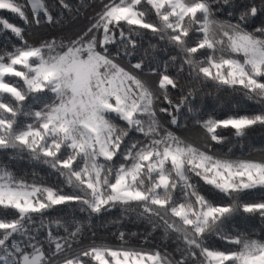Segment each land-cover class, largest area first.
<instances>
[{
	"label": "snow or ice",
	"instance_id": "6c2138e0",
	"mask_svg": "<svg viewBox=\"0 0 264 264\" xmlns=\"http://www.w3.org/2000/svg\"><path fill=\"white\" fill-rule=\"evenodd\" d=\"M0 33V264H264V0H0Z\"/></svg>",
	"mask_w": 264,
	"mask_h": 264
},
{
	"label": "trees",
	"instance_id": "16d2710c",
	"mask_svg": "<svg viewBox=\"0 0 264 264\" xmlns=\"http://www.w3.org/2000/svg\"><path fill=\"white\" fill-rule=\"evenodd\" d=\"M10 20H15L16 18L14 16H9L8 17ZM3 34L0 33V41L3 40ZM237 150L239 151L241 148L240 144H237ZM261 147H264V139H262L261 135L259 133L254 134L251 138H249L248 140L244 141L242 148L244 152H249L252 149H255L256 152L254 154H258L259 153V149ZM98 224L100 222H97Z\"/></svg>",
	"mask_w": 264,
	"mask_h": 264
}]
</instances>
